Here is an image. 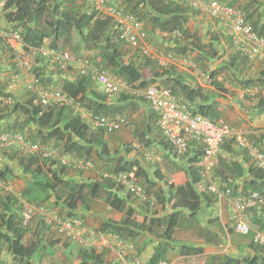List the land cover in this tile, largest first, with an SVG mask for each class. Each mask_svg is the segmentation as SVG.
<instances>
[{
    "label": "trees",
    "instance_id": "trees-1",
    "mask_svg": "<svg viewBox=\"0 0 264 264\" xmlns=\"http://www.w3.org/2000/svg\"><path fill=\"white\" fill-rule=\"evenodd\" d=\"M3 1V19L7 24H14L15 30H19L16 32L20 34L25 47L32 49L47 47L60 50L63 45L75 41L72 50L76 54L80 46L90 50L92 59L99 64V70L106 74L121 78L135 88H146L150 84L168 88L178 101L186 103L193 112L211 120L221 118L219 106L214 100L215 97L220 96L219 93H216L210 102V96L206 92L201 88H193L186 84L183 77L172 70L173 67H158L155 58H146L143 61V65L149 68V79L144 77L142 65L139 67V65L124 62L121 49L123 43L117 37L112 18H100L99 12L93 8L86 11L90 5L89 0H82L84 6H76L77 0ZM115 1L109 5L134 16L143 24V27L148 26V32L146 31L148 35H155L159 32L172 36L174 32H179L186 43L180 47V38H178L176 40V52H184L188 47L190 51H197L205 59H207L208 52L211 57H217L216 46L219 43L217 36H211L210 40L203 44L196 37L195 31L190 30L191 19L200 13L189 5L174 0ZM203 1L209 2L211 0ZM221 1L240 10L254 32L264 37V0H247L244 4H240V0ZM174 37L177 38V36ZM189 38L192 39L190 45L187 44ZM226 41L229 42L227 39ZM235 53L237 57L242 58L243 62L248 61L237 52ZM37 64L40 68L43 66L44 70L52 71L49 69L48 63L43 60L37 59ZM222 67L235 75V79L239 81L245 92L251 88L256 90L257 93L254 96L258 99L250 109L258 116L264 114V96H261L264 92V71H261L253 79L250 77L238 79L235 71L239 70V67L235 58H232ZM39 73L37 75L40 81L46 85L43 79L45 75ZM217 75L218 72L210 74L216 91L223 89V84L216 81ZM62 84L67 88L66 94L76 99L75 105L79 109H76V106L73 109H71L72 107L43 108L36 97H32L30 102L23 104L16 101L11 94L3 93L0 90L1 99L10 98L12 100L10 104L0 100V121L4 123V128L1 129L2 127H0V132H19L32 142L53 143L57 148L61 146L62 152L70 155L74 160L88 161L95 155L101 161H99V167L103 175L110 173L128 174L138 181V184L142 185L148 195L154 198L156 206L151 207L149 204H145L144 213L145 215L150 214L140 222L135 218L136 212L131 206L132 200L137 199L131 192L125 191L121 185L116 184L111 179L102 175L99 182H75L65 178L68 171L66 166H61L51 160L22 157L15 152L1 148L0 151L7 154L10 162L14 161L16 168L13 169L7 165L4 170H0V181L7 182L13 178L22 180L24 187L20 197L25 202L39 207L43 205L54 206L65 213L63 217L58 216L63 219H77L80 209L86 210V204L90 200H96L100 197L101 192H105V205L121 214V218L119 221L104 220L97 231L102 235H113L132 244L139 236L148 235L149 239L145 246L153 242L155 247H153L152 255L147 264H158L160 261H166V254L170 250V242L173 240L179 218L180 211L177 210L189 212V217L196 221V216L200 214L203 205L204 208H208L211 203L215 202L200 188L201 180L197 171L202 147L196 144L198 152L192 158H188L185 166L182 167L187 177L184 184H168L160 169L155 170L150 176L147 168L139 159L127 158V155L132 151L131 146L124 144L122 148L111 152L105 136L114 133L105 134L101 130H92L81 119L80 109L101 115L117 114L108 106V95L99 91L95 84L85 77L78 78L77 76L73 80L65 79ZM120 95L122 101L131 96L125 92L120 93ZM131 97L139 102H145L141 97ZM247 98L250 97L247 96ZM135 110L136 108L132 109L129 115ZM118 113L121 114L120 111ZM30 126L34 130L26 129ZM144 127L142 131H133V134L136 142L147 149L151 144L146 136L149 132L154 131V127L150 125ZM25 130L28 137L25 135ZM232 147V141H229L221 147V150L224 153L236 154V150ZM186 155L182 160L188 157ZM243 159V163L228 160L225 155L221 156L220 154L217 159L214 178L217 182L222 181L229 185H232L231 181L241 182L240 190L236 188L235 184L233 185L234 195L244 196L253 191L260 192L264 189V170L251 164L245 155ZM159 163L162 165V162L158 161L152 162V165L158 167ZM20 206L16 195L0 193V252L3 248L10 255L12 264H38L43 256L41 251L45 247V241L49 246L54 242L48 240L49 238L46 240L40 238L36 242L24 243L26 229L20 226V212L18 211ZM158 206H160L161 211L156 210ZM250 213L251 223L264 231V209H252ZM41 227V231L50 229V226L45 224H42ZM64 245L71 255L74 247L70 243ZM247 247L250 254H245L239 259L225 256L213 257L209 263L264 264V246H256L250 243ZM176 250L181 256H194L203 253V248L200 246L180 245ZM37 254V259H35ZM78 259L80 264H114L106 262L102 254L94 249H87L82 246L78 252ZM0 264L7 263L0 262Z\"/></svg>",
    "mask_w": 264,
    "mask_h": 264
},
{
    "label": "built area",
    "instance_id": "built-area-1",
    "mask_svg": "<svg viewBox=\"0 0 264 264\" xmlns=\"http://www.w3.org/2000/svg\"><path fill=\"white\" fill-rule=\"evenodd\" d=\"M189 5L191 8L205 14L211 20L217 21L227 30L229 41L234 50L248 61L257 59L264 61V37L254 32L241 11L221 0H176ZM4 8V1L0 0V14ZM95 9L103 16L112 18L118 39L145 58H155L161 68L169 67L172 55H163L155 52L149 43V36L143 24L134 16L123 12L115 6L106 4L105 0H95ZM173 36L180 37L179 32ZM0 41H3L11 49L13 62L21 70L29 71L33 62L37 59L48 63L53 72H68L69 68H75L80 77L90 79L99 86L106 95L125 92L131 96L143 98L154 116L155 126L170 148L173 158L181 159L189 153L193 145H200L199 176L207 185L208 191L213 194L220 204L226 202L231 208L230 222L235 233L242 236H251L255 245L264 246V231L252 227L249 212L252 209L264 208V189L260 192L253 191L244 196H233L232 190L227 187L219 188L214 182V171L217 167V159L221 147L228 141L249 159L255 167L264 170V152L255 141L249 137L243 127L234 128L222 120H211L199 113L193 112L190 107L171 93V90L156 85L146 88H135L123 80L110 76L99 70L87 58H76L70 52L63 49L25 47L17 32H8L0 25ZM182 65L196 69L195 63L188 59H182ZM28 92L37 96L41 107H72L76 99L70 97L61 90L44 87L40 78L35 73L27 84ZM6 104L12 103L10 98L1 99ZM80 117L92 130H101L105 134L115 133L128 125V119L119 114L101 115L79 110ZM0 148L7 151H15L23 157L51 160L62 166H75L77 168H92L90 161L73 160L69 156L62 155L51 144L33 143L19 132H0ZM139 149L140 146L136 145ZM146 160L151 161L150 154L145 155ZM116 184L129 191L140 202L148 203L155 207V200L148 196L142 185L126 173L104 174ZM169 182H173L170 178ZM8 191L5 182L0 181V193ZM21 211L20 221L23 228H28L36 219H42L46 224L53 226L54 230L75 244L93 248L96 252L110 250L121 264H143L138 257L132 243L123 241L116 236L96 235L94 240L87 237V230L82 227L78 219H63L57 215H49L42 207L29 204L18 196ZM158 264H170L160 261ZM217 264V263H210Z\"/></svg>",
    "mask_w": 264,
    "mask_h": 264
},
{
    "label": "crops",
    "instance_id": "crops-1",
    "mask_svg": "<svg viewBox=\"0 0 264 264\" xmlns=\"http://www.w3.org/2000/svg\"><path fill=\"white\" fill-rule=\"evenodd\" d=\"M3 1V0H2ZM240 4H244L247 2V0H240ZM115 0H111V4L115 3ZM3 23V24H2ZM190 30L191 31H198L203 33L204 35L208 33L209 38L211 36L216 35L217 39L221 43H217L218 47H220V44H223L224 40H229L227 35V30L224 28L223 25L218 23L217 21L209 19L207 16L203 14H198L194 19H191L190 21ZM0 24L3 25L4 30L8 31H19L18 29L15 30L14 24L10 23L7 24L3 19V13L0 14ZM157 38H163L165 37H174V36H167L166 34H162L157 32L155 35H153ZM160 39V40H161ZM207 42V41H206ZM186 42H183L181 45H185ZM189 44V42H187ZM203 44H206L203 42ZM180 45V46H181ZM166 46V45H165ZM172 47H177L176 44L172 45ZM130 49V48H129ZM122 51V58L124 62L126 63H133L136 66L139 65V67H145L143 66L144 59L136 53L133 49ZM84 52V51H83ZM142 62V63H141ZM94 65L99 67V64L96 63L94 60L92 61ZM251 69L255 70L257 74H259L261 71H264V61L261 59H257L254 62H250ZM180 64H177L175 61L173 63V71H175L177 74H180L185 83L189 84L193 88H201L204 92H206L210 98V102L213 100L212 97L217 93L215 90V87H211L209 85H205L202 83V77L203 73L200 71H188L184 69L183 67L179 66ZM39 67V70H38ZM43 67V66H42ZM40 68V66L37 64V60L33 62V67L31 70H21L17 64L13 62V54L11 49L7 46V44L3 41H0V90L3 93L11 94L16 101H19L21 103L30 102V99L32 97H36L32 94H30L26 86L27 84L32 80V77L35 73H43L45 77L43 78L45 80V86L59 89L63 92H67V88L64 87L62 84L63 80H73L77 77V72L74 74H71L70 72H53L49 70H44L43 68ZM145 69V68H144ZM77 71V70H76ZM39 73V74H41ZM144 74V72H142ZM148 74L144 75L146 79H149L150 72L148 68ZM42 76V75H41ZM42 78V77H41ZM221 79L219 77L216 78V81H220ZM44 85V84H43ZM151 85V84H150ZM95 87L100 91L99 86ZM37 98V97H36ZM215 102L219 106V112L221 113V117L227 118L226 114V108L223 106L224 103L222 102V99L219 97H215ZM238 104V103H237ZM254 106L255 104H251ZM108 106L111 107L112 110H114L116 113L120 111L121 114H124L129 119V124L127 127L122 128L121 131L117 133V135H109L105 136V140L108 144L109 150L112 152L114 150H117L119 148H122V146L126 143H131L132 151L129 155H127V158L131 160L139 159L144 167L147 168L150 176L155 172V170L160 169V171L163 173V176H171L174 180V185H182L187 181V177L185 173L182 170V167L185 166L188 158H192L197 151V148L195 145L191 148L192 150L189 151L188 157L184 160H180L177 158L173 159V155L170 151V148L166 146L163 142V138L161 137L158 130L155 128V122L153 118V114L149 108V105L145 102H139L137 99H133V97L129 96L126 100L122 101L121 95H110L108 96ZM251 106V108H252ZM136 108L135 111L131 115H129L130 112H132V109ZM117 110V111H116ZM250 119H252V130L249 131V137L256 141L257 145H260V147L264 150V114L257 115L252 112L251 109L247 112ZM242 118L238 117V122L241 123ZM236 123V122H235ZM234 124V123H233ZM4 123L0 121V127L1 129L4 128ZM150 125L154 127L153 132H149V134L146 136L147 139H149V143L151 144L149 148H145L142 146V144H139L135 141H133L132 136H128V132H133L135 130L142 131L144 126ZM245 125V124H242ZM6 126V123H5ZM240 127V126H239ZM30 128L31 130H34L33 127H27L26 129ZM25 130V135L28 137V133ZM136 145L140 146V149L136 148ZM196 148V149H195ZM232 149L236 150V154H229L224 153L222 150L220 152L221 156H226L228 160H236L238 162H244L243 159V153L241 154L235 147L233 146ZM150 154L152 157L151 161L146 160L145 155ZM162 162V165H158L156 167L155 165H152V162ZM165 163V164H164ZM9 166L11 168H15V164L13 161H9L7 158V154H4L3 151H0V170H4L6 166ZM8 183V191L7 193L10 194H20L24 187V182L18 178L9 179L7 181ZM235 183V182H234ZM237 183V184H236ZM235 184L237 186L240 185L242 187L241 182H236ZM132 208L135 209V218L138 221H142L145 216V208L138 207L137 203H131ZM220 209L219 206L214 202L211 203L208 208H201L200 214H197L199 216L201 224H197L195 222V219L189 217V212H179V218L177 222V227L175 229L178 231V237L176 240H172L170 244V250L166 254V260L170 264H207L211 261L213 257H230L239 259L245 254H250V250L248 249L246 243L241 242V239L245 238H235V241H231V236H236L235 233L232 235L230 234L231 231H226V229H231V224L229 223V207L224 204L221 212L220 217ZM117 213V212H116ZM117 219H112L115 221H119L121 218V215L119 213ZM117 217V216H116ZM107 219V218H106ZM104 219V220H106ZM103 220V221H104ZM101 221V220H100ZM212 221V223H210ZM218 221V223L221 224L223 228V235H226L228 237V241L226 244L221 243L218 241L217 233L214 232L212 229V226L214 223ZM97 223V222H96ZM102 222H100L101 224ZM36 226V221H34L30 228L28 230H32L34 227L38 229V232L42 229L41 225L38 223ZM41 233V231H40ZM174 236V234H173ZM142 238L140 242V247L145 246L146 241H148L149 236L148 235H141L139 236ZM138 237V238H139ZM48 236H45V240L48 239ZM138 239H136L137 241ZM174 241L181 244L192 242L193 244H197L196 246H200L203 248V253L200 255H194V256H181L178 254L177 250L174 248H177L178 246L174 244ZM246 241V240H244ZM148 252L147 254L149 257L152 255L153 247H155L154 244L146 245ZM68 251V250H67ZM66 252V251H65ZM144 254V253H143ZM252 254V253H251ZM148 257V258H149ZM217 261V260H216ZM0 262L1 263H7L12 264V259L9 254L2 248V251L0 252ZM38 264H46V262L42 259L41 262Z\"/></svg>",
    "mask_w": 264,
    "mask_h": 264
},
{
    "label": "rangeland",
    "instance_id": "rangeland-1",
    "mask_svg": "<svg viewBox=\"0 0 264 264\" xmlns=\"http://www.w3.org/2000/svg\"><path fill=\"white\" fill-rule=\"evenodd\" d=\"M89 2H90V5L88 7V10L86 11L92 10L93 8L92 0L91 1L89 0ZM76 6H84L83 1L77 0ZM2 24L0 25L3 28ZM190 24L191 23H189V26ZM144 28L148 32V26H145ZM195 35L197 38H199L202 41V43L203 42L206 43V41L210 40L208 33L204 35L201 32L195 31ZM148 36H149L150 46L155 52L161 53L165 56L172 55L174 61H176L177 64H180L179 62L182 60V58H187L188 60H191L192 62H194L196 64V70L201 71L203 73V77H202L203 84L213 87L214 81H213V78L210 77V74L213 72H218V75L216 76V78L219 77L222 80V81L220 80L219 82L223 84V89L217 90L216 92L220 94V98L222 99V102L224 103L223 106L226 108V111H227V114H226L227 118L221 117V120L225 121L227 124H229L232 127H238V126L244 127L247 132L252 130L253 126L251 124L253 121L252 119L249 118L247 112L250 110L252 106L251 104L256 103L258 97L254 95L257 92L254 88L249 89V92H244V90L241 88V85L239 84V81L235 79L234 77L235 75H232L231 72H228L226 68H223V67L221 68V66L227 64L229 61L232 60V58H235L236 63L239 67V70L235 71L238 79L246 78V77H250L253 79L257 77L258 74L256 71V67H255V70L251 69L252 66L250 67L251 65L250 62L248 61L243 62L242 58L236 56L235 50L232 48L229 42L224 40L223 44H220V47H218V45L216 46L217 51H218L217 57H211V55L208 52L207 59H205L204 56L201 57L197 53V51H194V52L190 51L188 47L186 48L184 52H176L177 49L172 47V45L176 44V40H178V37L177 38L165 37L162 40L161 38H157L150 34ZM114 38L116 37L114 36ZM183 38L184 37L180 38L179 46L183 42H186L185 39ZM191 42H192V39L189 40L188 45H190ZM74 43L75 41H71L70 43L63 45L62 49L70 52L74 57L87 58L89 60L92 59V53L90 52V50H88L87 48L81 47V46L78 49V53H77L78 55H77L76 52L72 50ZM219 43L221 42L219 41ZM121 47H122L121 48L122 51L127 50L126 52H128V50L130 51L131 49V48L129 49L124 44H122ZM180 47H182V45ZM141 57L144 59V61L146 60V58H144L143 56ZM179 66L191 72L196 71L193 68H190V67H187L181 64ZM142 68H143L142 72H144V75L145 74L147 75L148 68L146 67H142ZM69 72L71 74H74L76 72V69H71L69 70ZM252 94L254 95L252 96ZM247 96L250 98H247ZM261 96H264V92L261 94ZM76 109H78V106H76ZM238 117L242 118L241 123L238 122ZM242 124H245V125H242ZM119 131L115 132L114 134L117 135ZM128 134H129L128 136H132L130 138H132L133 141H135L136 138L133 132H130V133L128 132ZM53 146L55 147V145ZM126 146H131V143H126ZM58 150L60 154H64L62 152L63 149L61 146L58 147ZM89 161L92 163V168L76 169L74 167H69L65 178L69 180H73L75 182H82V181L99 182L101 180L100 178L103 175L99 167V164L101 161L95 155H93L91 159H89ZM167 177H171V176L167 175ZM105 196H106V193L101 192L99 198H97L96 200H90L86 204V208H87L86 210L80 209L78 213L77 218L80 221H82L84 228L87 230V234H86L87 237H90L93 240L95 238L96 231L100 226V222H103V220L106 218H107L106 220L108 219L112 220V219L118 218V214L105 205L104 203ZM132 203H137V202L132 201ZM141 206L142 208L145 207V205H141ZM42 207L45 210L48 209L46 212L49 215H57L61 217L65 216V213L62 210L60 209L58 210V208L54 206L48 207L46 205H43ZM138 207H140L139 204H138ZM156 210L161 211L160 206H158ZM199 218H200L199 216H196L195 222L197 224L199 223L201 224V221ZM137 219H140V217L139 218L137 217ZM38 223L40 222L36 221V226H39L37 225ZM212 229L214 230V232L217 233L218 241H220L223 244H226V242L228 241V237L226 235H223V228L221 224L218 223V221L214 223V225L212 226ZM40 231L38 232V229L36 227H34L31 231L26 230V235L24 237V243L29 244L32 242H36L40 238L45 239V236L48 235L49 236L48 240H52V242L54 243L51 246H49L46 241L44 243L45 247L42 249L41 252L43 253L42 259L46 262V264H80L79 259H78V252H79L81 244L79 243L75 244L72 240H67L65 237L57 235L52 229H49V230L43 229L41 233ZM177 237H178V231H176V233L174 232L173 240H176ZM235 238L240 239L243 237L240 235H236V236L233 235L231 236V241L234 242ZM244 238L245 239L243 240L241 239V242L246 243V245L244 246H249L250 237H244ZM141 240L142 238L139 237L138 240L135 241L133 245L135 247L138 257L141 259V262H143V264H147L149 255L147 254L148 252L146 251L147 249L146 246L144 247L143 245L141 246V249H139ZM65 243H70L74 247V249L71 252V255L66 250L67 248L64 245ZM152 243H149L147 245H151ZM174 244L177 246H180V245L196 246L197 245V244H193L192 242L181 244V242L177 243L175 241H174ZM100 253L102 254L104 260H106V262H112L114 264H121L120 262L117 261L116 255L112 253L110 250H106V249L101 250ZM37 256L38 254L36 255L35 259H37Z\"/></svg>",
    "mask_w": 264,
    "mask_h": 264
},
{
    "label": "clouds",
    "instance_id": "clouds-1",
    "mask_svg": "<svg viewBox=\"0 0 264 264\" xmlns=\"http://www.w3.org/2000/svg\"><path fill=\"white\" fill-rule=\"evenodd\" d=\"M106 1V4H108L109 5V3L110 2H108V0H105ZM174 1H176V0H174ZM178 2H180V1H178ZM92 3H93V9L95 10V11H97L96 9H95V0H92ZM113 6V5H112ZM99 12V11H98ZM200 13V12H199ZM200 14H202V13H200ZM99 16H100V18H107L108 16H103V15H101L100 14V12H99V14H98ZM203 15H205V14H203ZM206 16V15H205ZM108 18H110V17H108ZM210 19V18H209ZM113 22V21H112ZM113 25H114V23H113ZM115 28V27H114ZM11 32H16V31H11ZM18 33V32H17ZM19 34V33H18ZM116 34H117V32H116ZM20 35V34H19ZM117 37H118V34H117ZM178 38H181V34H180V37H178ZM22 39V38H21ZM230 42V41H229ZM123 43V42H122ZM207 43V42H206ZM124 44V43H123ZM125 45V44H124ZM230 45H231V43H230ZM125 46H127V45H125ZM232 46V45H231ZM128 48H130L129 46H127ZM233 48V47H232ZM132 49V48H131ZM234 49V48H233ZM135 51V50H134ZM138 54H139V52L138 51H136ZM236 52V51H235ZM140 56H142L141 54H139ZM77 58V57H76ZM145 58V57H144ZM172 59H173V57H172ZM182 59H184V58H182ZM185 59H187V58H185ZM89 60V59H88ZM91 63H92V61H93V59H91V60H89ZM191 61V60H190ZM157 62V61H156ZM175 61H174V59H173V62H172V64L170 65L171 67H173L172 65H173V63H174ZM181 62H182V60L179 62L180 64H181ZM250 62V61H249ZM194 63V62H193ZM93 64V63H92ZM94 65V64H93ZM182 65V64H181ZM196 65V64H195ZM94 66H96V65H94ZM157 66H158V64H157ZM169 66V67H170ZM185 66V65H184ZM97 67V66H96ZM159 67V66H158ZM169 67H167V68H169ZM188 67V66H187ZM98 69H99V67H97ZM161 68V67H160ZM191 68V67H190ZM71 69H75V68H71ZM194 69V68H193ZM194 70H196V69H194ZM196 71H198V70H196ZM69 72V71H68ZM77 72V71H76ZM200 72V71H199ZM77 76H78V78H80V76L78 75V73H77ZM119 79H121V78H119ZM122 80V79H121ZM222 81V80H221ZM125 82V81H124ZM126 83V82H125ZM41 84H42V82H41ZM42 86H44V87H47V86H45V85H43L42 84ZM97 86V85H96ZM149 86V85H148ZM50 88V87H49ZM54 89V88H53ZM57 89V88H56ZM59 90V89H58ZM100 91H101V89H100ZM102 92V91H101ZM245 92V91H244ZM246 92H249V90H247ZM30 93V92H29ZM65 93V92H64ZM122 93V92H121ZM30 94H32V93H30ZM104 94V93H103ZM32 95H34V94H32ZM114 95H118V94H114ZM254 94H252V96H253ZM34 96H36V95H34ZM108 96H110V95H108ZM37 97V96H36ZM38 99V98H37ZM39 101V100H38ZM145 101V100H144ZM146 102V101H145ZM147 103V102H146ZM75 104H76V102H75ZM76 105H74V106H72V108L71 109H73V107H75ZM79 109V108H78ZM117 114H119V113H117ZM119 115H123V116H125L124 114H119ZM127 119H128V117L127 116H125ZM153 118H154V116H153ZM219 120H221V118L219 119ZM223 121V120H222ZM225 122V121H224ZM226 123V122H225ZM128 124H129V119H128ZM128 126V125H127ZM127 126H125V127H127ZM125 127H123V128H125ZM156 127V126H155ZM234 128H239V126L238 127H234ZM244 128V127H243ZM157 129V128H156ZM245 129V128H244ZM162 137V136H161ZM251 139V138H250ZM29 140V139H28ZM163 140V139H162ZM252 140V139H251ZM31 141V140H30ZM254 141V140H253ZM32 142V141H31ZM164 142V141H163ZM229 142V141H228ZM228 142H226V143H228ZM256 142V141H255ZM33 143H37V142H33ZM48 144H51L52 146L54 145L53 143H48ZM164 144H165V142H164ZM232 144H233V146L235 147V149H237L241 154L243 153V155H245L244 154V152H242V151H240L236 146H235V144L232 142ZM54 147V146H53ZM258 147H260L259 145H258ZM54 148H56L57 150H58V148L55 146ZM133 148V147H132ZM140 149V148H139ZM260 149L264 152V150L260 147ZM12 152H15V151H12ZM58 152H59V150H58ZM201 152V151H200ZM220 152H221V150H220ZM220 152H219V155H220ZM15 153H17V152H15ZM60 153V152H59ZM18 154V153H17ZM19 155V154H18ZM62 155H66V156H69L70 157V159H72L73 157H71L70 155H67V154H62ZM201 155V154H200ZM218 155V156H219ZM19 156H21V155H19ZM188 156V154L186 155V157ZM246 156V155H245ZM23 157V156H22ZM247 157V156H246ZM32 158V157H31ZM38 159V158H37ZM174 159V158H173ZM199 159H200V156H199ZM40 160V159H39ZM74 160V159H73ZM79 160V159H78ZM81 160V159H80ZM181 161H182V158L180 159ZM184 160V159H183ZM249 160V159H248ZM89 161V160H88ZM161 162V161H160ZM250 162V161H249ZM59 164V163H58ZM60 165V164H59ZM62 166V165H61ZM67 168H69V167H74V168H76V169H83V168H77V167H75V166H66ZM16 168V167H15ZM199 168H200V162H199V165H198V175H199ZM17 170V169H16ZM17 172V171H16ZM18 173V172H17ZM200 177V176H199ZM164 178H165V180H166V182L168 183V184H173L174 185V180H173V182H169V179L170 178H172V177H167V176H164ZM173 179V178H172ZM200 180H201V178H200ZM138 182V181H137ZM214 182H215V184L219 187V188H223V187H227V188H230L231 190H232V195L233 196H242V195H234L233 194V190H234V184L236 183L235 181H231V184L232 185H229V184H227V183H224V182H217L216 181V179L214 178ZM235 182V183H234ZM6 184H7V186H8V183L7 182H5ZM237 184V183H236ZM235 184V185H236ZM200 188H201V190L202 191H205L209 196H211L212 198H213V200L215 201V203L219 206V208H221L220 209V217H221V212H222V214H223V211H222V208H223V205L224 204H226L228 207H229V205L226 203V202H222V203H218L217 202V200H216V198H215V196L213 195V194H211L209 191H208V189H207V185H206V183L204 182V181H202L201 180V184H200ZM236 188L238 189V190H240V185L239 186H237L236 185ZM124 189V188H123ZM125 190V189H124ZM126 191V190H125ZM5 193H7V192H5ZM13 195H15V194H13ZM148 195V194H147ZM16 196L18 197V196H20V194H16ZM148 196H151V195H148ZM21 198V197H20ZM22 199V198H21ZM23 200V199H22ZM23 201H25V200H23ZM132 201H134V202H137V204H139L140 205V207H142L141 205H145V204H148V203H145V202H140V201H138V200H132ZM155 204H156V201H155ZM156 206V205H155ZM43 208V207H42ZM44 209V208H43ZM264 209V208H263ZM45 210V209H44ZM258 210H262V209H258ZM19 212L21 211V206H20V209L18 210ZM45 211H47V210H45ZM230 211H231V208L229 207V217H230ZM115 212V211H114ZM261 213V212H260ZM121 215V214H120ZM249 215H250V221H251V213L249 212ZM20 218V217H19ZM78 219V218H77ZM137 219V218H136ZM20 220V219H19ZM34 221H38V222H40L39 224L40 225H42V224H45V225H47V226H50L49 228L50 229H52L57 235H59V236H63V235H60V234H58L55 230H54V228H53V226L52 225H50V224H46L42 219H36V220H34ZM33 221V222H34ZM80 221V220H79ZM32 222V223H33ZM81 222V224H82V227H84L83 226V223H82V221H80ZM31 223V224H32ZM229 223L231 224V222H230V219H229ZM251 223V222H250ZM31 224H30V226H31ZM251 225H252V227H255V228H258L257 226H254L252 223H251ZM20 226H21V221H20ZM30 226L28 227V228H24V229H26V230H28L29 228H30ZM22 227V226H21ZM23 228V227H22ZM259 229V228H258ZM98 230V229H97ZM231 231V235L233 234V233H235L234 232V230H233V228H232V224H231V229H226V231ZM259 230H261V229H259ZM261 231H263V230H261ZM100 233L98 232V231H96V235H99ZM95 235V236H96ZM235 235H239V234H237V233H235ZM104 236H106V235H104ZM107 236H109V235H107ZM240 236H242V235H240ZM63 237H65V236H63ZM243 238L244 237H250V243H252L253 244V242L251 241V236L250 235H248V236H242ZM67 240H71V239H69V238H67V237H65ZM172 242H170V244H171ZM253 245H255V244H253ZM82 246V245H81ZM134 246V245H133ZM256 246H259V245H256ZM82 247H84V246H82ZM84 248H87V249H91V248H88V247H84ZM135 248V247H134ZM93 249V248H92ZM154 249V248H153ZM67 250V249H66ZM95 250V249H94ZM98 253H100V252H98ZM150 258V257H149ZM42 260V259H41ZM167 261V260H166ZM41 262V261H40ZM212 263H217V262H212ZM210 264V263H209ZM218 264V263H217Z\"/></svg>",
    "mask_w": 264,
    "mask_h": 264
}]
</instances>
